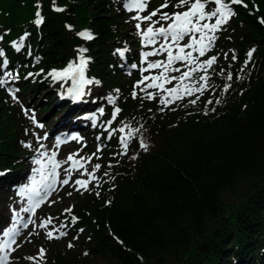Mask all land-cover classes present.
Wrapping results in <instances>:
<instances>
[{
  "label": "trees",
  "instance_id": "trees-1",
  "mask_svg": "<svg viewBox=\"0 0 264 264\" xmlns=\"http://www.w3.org/2000/svg\"><path fill=\"white\" fill-rule=\"evenodd\" d=\"M244 1L233 7L234 42L223 41L218 52L217 88L152 122L155 146L138 149L135 160H114L111 186L78 208L90 251L106 256V264H264V0ZM118 6L119 0H0L4 60L20 70L19 94L30 95V104L41 94L36 106L52 110L55 88L63 90L68 79L48 73L72 65L80 47L90 75L126 90L114 61L124 33ZM84 28L91 39L79 34ZM130 100L125 110L138 111ZM23 113L0 83V166L9 172L3 183L23 157L15 143ZM55 263L88 264L61 256Z\"/></svg>",
  "mask_w": 264,
  "mask_h": 264
},
{
  "label": "rangeland",
  "instance_id": "rangeland-1",
  "mask_svg": "<svg viewBox=\"0 0 264 264\" xmlns=\"http://www.w3.org/2000/svg\"><path fill=\"white\" fill-rule=\"evenodd\" d=\"M128 1L131 0H123L122 3L121 13L123 16L127 14V17L122 23L124 33L120 36L125 40L124 46L128 48L131 58L137 56L142 66L136 73L128 66H119L126 90L112 89L96 80L87 103L95 102L96 106H104L105 109L90 116L87 122H83L81 110L74 112L64 109L59 113V108H55L56 101L52 110L39 112L41 109L35 105L41 104L44 97L34 94L33 108L25 112L18 123L15 143L21 154H25L18 162L21 168L12 179L9 177L8 182L3 183L1 179L9 172L0 166V254L14 248L6 264H56L58 256L73 263L106 264V256L90 251L88 231L78 224L80 201L90 198L92 205L98 192L109 186L115 176L110 163L112 159L122 162L135 160L139 155L135 154L136 149L143 152L156 143V125L151 126L152 122L167 115L181 101H202L217 88L223 76L220 69L215 70L214 64L218 58L216 53L223 46L221 43L225 41L230 45L234 42L231 29L235 26V12L230 7L218 4L210 9L207 1L196 7L195 0H180L174 5L173 12L147 14L146 11L138 17L125 8ZM183 12L192 16L189 20L194 28L177 49L185 54L182 58H186V61H180L173 67L165 66L160 60L145 65L142 44L147 39L142 41L140 37L145 36L147 31H156L159 26L168 27L176 14L182 15ZM196 43L186 49L188 45ZM229 52L232 54V49ZM0 71V82L15 100L13 104L23 109L30 95L24 98L20 94L14 98L18 86H22L14 80L18 70L6 67L4 60L0 59ZM11 85L12 89L8 88ZM127 98L133 99L130 102L134 104H140L138 111L131 113L125 110ZM86 109L90 108L87 106ZM49 111L51 113L46 117ZM64 117L68 118L64 125L86 130L87 141H90V145H81V152L76 148V141L61 148V158L70 152L77 156L76 160L85 164L83 169L74 171L75 178L83 186L78 188L73 179L68 184H62L52 203L44 205L34 216V221L30 222V203L23 191L18 194L16 187L25 190L35 187L45 165L52 156H57L59 147L56 146L54 126ZM107 121L111 123L109 128H106ZM117 130L123 135L119 140H114ZM113 146L117 147L116 151L111 150ZM11 236H17L18 240L6 246Z\"/></svg>",
  "mask_w": 264,
  "mask_h": 264
}]
</instances>
